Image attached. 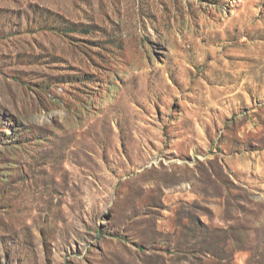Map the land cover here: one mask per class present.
<instances>
[{"label":"rangeland","instance_id":"obj_1","mask_svg":"<svg viewBox=\"0 0 264 264\" xmlns=\"http://www.w3.org/2000/svg\"><path fill=\"white\" fill-rule=\"evenodd\" d=\"M0 264H264V0H0Z\"/></svg>","mask_w":264,"mask_h":264}]
</instances>
